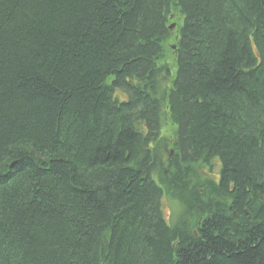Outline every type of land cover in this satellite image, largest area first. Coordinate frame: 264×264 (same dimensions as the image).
<instances>
[{
    "label": "trees",
    "instance_id": "16d2710c",
    "mask_svg": "<svg viewBox=\"0 0 264 264\" xmlns=\"http://www.w3.org/2000/svg\"><path fill=\"white\" fill-rule=\"evenodd\" d=\"M0 264H264V0H0Z\"/></svg>",
    "mask_w": 264,
    "mask_h": 264
},
{
    "label": "rangeland",
    "instance_id": "374dc122",
    "mask_svg": "<svg viewBox=\"0 0 264 264\" xmlns=\"http://www.w3.org/2000/svg\"><path fill=\"white\" fill-rule=\"evenodd\" d=\"M172 25H174V27H175V23H172L171 26ZM214 172L217 173V169H215ZM176 207H177V205H176ZM163 211L165 213L166 218L168 219V217L171 216V211H172L171 208H170V206L168 204L164 203ZM172 216H173V213H172Z\"/></svg>",
    "mask_w": 264,
    "mask_h": 264
},
{
    "label": "water",
    "instance_id": "95a60500",
    "mask_svg": "<svg viewBox=\"0 0 264 264\" xmlns=\"http://www.w3.org/2000/svg\"><path fill=\"white\" fill-rule=\"evenodd\" d=\"M174 28V25H172L171 27H170V29H173Z\"/></svg>",
    "mask_w": 264,
    "mask_h": 264
}]
</instances>
